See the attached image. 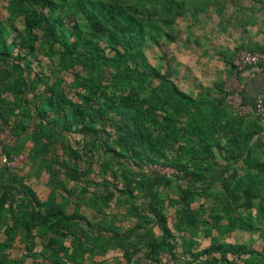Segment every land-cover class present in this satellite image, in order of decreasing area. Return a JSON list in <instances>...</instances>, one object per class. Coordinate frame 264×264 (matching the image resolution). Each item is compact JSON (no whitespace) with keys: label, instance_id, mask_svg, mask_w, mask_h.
Masks as SVG:
<instances>
[{"label":"rangeland","instance_id":"rangeland-1","mask_svg":"<svg viewBox=\"0 0 264 264\" xmlns=\"http://www.w3.org/2000/svg\"><path fill=\"white\" fill-rule=\"evenodd\" d=\"M46 1L60 7L63 24L57 30L68 44L77 38L68 24L72 17L78 47L89 49L87 54L69 53L47 37ZM89 13L96 15L105 33H96ZM0 21L7 27L9 43L18 36L34 45L32 66L55 75L52 86L60 103L82 109L92 126L107 131V144L150 165L144 172L132 171L109 155L101 158L107 169L76 160L68 138L32 118L26 93H7L0 108L9 122L0 120V133L7 128L13 142L0 144V182L10 185L17 199L31 190L39 200L60 204L66 212L126 238L98 237L77 226L56 231L30 222V208L14 207L11 212L7 204L0 213V264H213L204 250L220 247L229 249L219 264H264L262 123L250 106H235L222 91L226 84H244L246 73L264 68V0H0ZM121 23L136 36L132 44L137 53L159 75L143 65L136 69L112 50L114 46L123 52L116 43L127 33ZM244 48L261 53L263 59L236 71L233 60ZM187 63L193 69L190 75ZM193 74L203 84L194 85L189 80ZM23 75L15 64L0 59L1 86L17 84ZM120 96H136L134 105L141 112L136 120L146 140L135 154L127 151L121 130L98 121L96 106L111 116L108 106ZM8 150L24 153L22 168L3 164ZM214 158L228 164V174L208 191L198 183H179L177 175L186 170L191 180L205 176ZM64 162L72 172L78 170L80 180L68 175ZM154 172L164 177L152 205L166 219L169 235L149 209L151 198L144 197Z\"/></svg>","mask_w":264,"mask_h":264},{"label":"trees","instance_id":"trees-1","mask_svg":"<svg viewBox=\"0 0 264 264\" xmlns=\"http://www.w3.org/2000/svg\"><path fill=\"white\" fill-rule=\"evenodd\" d=\"M41 2L43 3L44 1ZM44 6V9H47L46 12H43V20L47 24V37L52 40L53 44L55 42L66 47L69 53H77V55L87 54L89 49L86 47H78L80 41L79 32L76 29L77 26L73 23L72 17H69L68 24L72 27V32L76 34L77 38L68 44L65 35L57 30L58 25L63 24V21L59 16L60 7L50 1H46ZM87 18L90 20L91 26L96 33L101 34L106 32V29L101 25L100 21L97 20L96 15L89 13ZM31 19L33 20V18ZM121 29L124 32L127 30V33L124 34L123 41L118 40L116 43L120 45L123 52H120V50L114 46H112V50L115 51L116 54L118 53L120 57L125 58V61H132L136 69L139 65H143L148 72L153 73L154 75H159L155 68L151 66L149 62L145 61L141 54L137 53V45L132 44L134 40L133 36L135 35L129 34L130 29L128 25L126 23H121ZM6 30L7 27L0 21V59L12 62L18 68L22 69L24 75L17 84H13L12 86L4 85L3 87L0 84V103L7 102L5 98L7 93L13 94L16 91H23L26 93L24 102L28 107L32 118L43 124L46 128L52 130L53 133L62 135L66 140L68 138L70 141L68 146L73 152L76 160L86 161L91 166L96 164L104 169H107V166L101 158L103 155H109L110 159L121 165L127 166L132 171L137 169H142L144 172L149 171L150 165L148 163L139 164L129 155L119 152L115 146L107 144V131L102 129L100 126H92L89 120H87V114L82 109L69 107L68 101H65V104L60 103L59 93L56 91L54 86H52L55 75L48 76L44 74V72L42 73V71L35 70L32 66L34 61V45L27 43L22 37L19 39L18 36L12 41V44L9 43L5 34ZM86 43L91 42L87 40ZM137 44L140 43L137 42ZM72 47L75 49L72 50ZM246 49L254 51L251 48ZM102 57L108 59L105 55H102ZM31 74L34 75L32 78H30ZM255 77L257 80L255 81L256 85L254 87L245 82V89L243 92V104L245 105H252L257 95L264 88V69L258 72ZM81 85L91 88V86H88L86 82H82ZM177 93L182 95V97H185L181 91H178ZM66 96H68L67 92L65 94V97ZM136 99V96H120L118 99L113 100L112 104L108 106L111 110V116L106 115L100 106H96L95 108L98 112L97 115L99 123H102L103 125L111 123L115 128L121 130V137L125 142L127 151L130 154H135L137 150L143 147L144 141L146 140L136 120V117L138 116L139 118L141 113L138 112L137 107L134 105V101H136ZM258 116L262 123V135L264 136V117L260 115ZM91 117L95 121L97 120V118H94L95 116ZM0 120L3 123L9 122V117L5 115L1 108ZM205 149L208 151L211 150L208 145H205ZM96 154L99 156L97 158H93ZM221 159L222 158H214V164L205 176H198V178L191 180V174L187 170L184 173L178 174L177 178L179 183L181 185H195L198 183L204 192L208 191V188L216 181V179H220L228 174V164H225V162L221 161ZM220 166H223L224 168L216 175L214 173L215 169ZM63 167L67 169L68 175H70L73 179H81L78 170L72 172L68 169L69 166L66 162L63 163ZM163 177L164 176L161 173L154 172L153 177H150L146 182L144 197L148 199L151 198L149 202V209L155 213L157 217V224H159L164 232L169 235V230L166 226V219L163 214L158 213L157 209L152 205L153 199L156 197L158 191L157 186L162 184ZM222 182L223 186H225V191L230 193L231 185L227 178H224ZM166 184L169 185L170 182L166 181ZM19 185L23 187V182H20ZM247 193L249 192L247 191ZM16 194V191L11 189L10 185L5 182H0V213L4 210V208L6 209L7 204L9 211L11 212L14 211V207H23L24 209L28 207L31 209L29 212L31 217L30 222H39L42 225H50L56 231L77 226L98 237H123V235H119L116 232H112L99 225V227H96L89 219L81 214L66 212L60 204H53L39 200L36 194L31 190L26 191V196L20 197L19 199L16 198ZM225 204L226 203H224V205ZM248 205V207H250L251 203L249 202ZM123 238H126V236ZM124 240L125 239H123V241ZM228 249L229 248L226 247H220L215 249L213 252L208 250H204V252L205 256L209 258L211 263L219 264L220 259L224 258L223 256L226 254Z\"/></svg>","mask_w":264,"mask_h":264},{"label":"built area","instance_id":"built-area-1","mask_svg":"<svg viewBox=\"0 0 264 264\" xmlns=\"http://www.w3.org/2000/svg\"><path fill=\"white\" fill-rule=\"evenodd\" d=\"M263 59V55L261 53H257L256 51H252L249 49H241L233 60V66L236 71H242L246 68L256 66ZM260 69L259 71L263 70ZM237 81V79H235ZM234 83V82H233ZM233 83L226 84L223 88V92L226 95V99L228 102L234 104L237 107L243 105V92L245 89V83L240 84V86L234 88ZM236 85V84H235ZM250 106L256 114L264 117V88L257 95L254 103L247 104ZM9 127V126H7ZM13 142V136L8 133V129L5 128V133H0V144H9ZM24 153L15 152L13 150H8L4 152L3 155V164L6 165L9 169H18L22 168L25 161Z\"/></svg>","mask_w":264,"mask_h":264},{"label":"crops","instance_id":"crops-1","mask_svg":"<svg viewBox=\"0 0 264 264\" xmlns=\"http://www.w3.org/2000/svg\"><path fill=\"white\" fill-rule=\"evenodd\" d=\"M224 29V28H223ZM243 45H246V44H243ZM253 46V45H252ZM227 49H229V48H227ZM227 52H229V51H227ZM203 54V53H202ZM218 55H221V56H225L226 54H223V53H220V52H218ZM206 56V55H205ZM227 56V55H226ZM222 60V59H221ZM222 62V61H221ZM189 70V72H187V73H189V75H190V71H192L193 69H192V67L187 63V71ZM258 72H260V71H254V72H251V73H246V82L248 83V84H250L252 87H254L255 85H256V77H255V75L258 73ZM192 74V73H191ZM198 78H199V76H197V74L196 75H191V79H189V77H187V80L189 79V80H191L192 82H194V85H196L197 83H198V85L199 84H203V81H202V78H199V80H198ZM188 80V81H189ZM191 83V82H190ZM208 85V84H207ZM193 88H195V86H192Z\"/></svg>","mask_w":264,"mask_h":264}]
</instances>
